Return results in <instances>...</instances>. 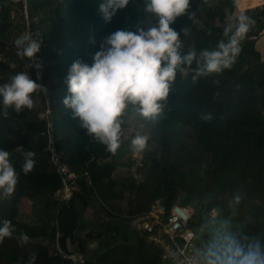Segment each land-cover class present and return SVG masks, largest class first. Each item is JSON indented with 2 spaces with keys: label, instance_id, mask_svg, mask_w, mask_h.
Here are the masks:
<instances>
[{
  "label": "trees",
  "instance_id": "1",
  "mask_svg": "<svg viewBox=\"0 0 264 264\" xmlns=\"http://www.w3.org/2000/svg\"><path fill=\"white\" fill-rule=\"evenodd\" d=\"M217 1V6H210L207 0L200 4L205 13L201 17L202 25L216 26L217 35L198 41L194 50L197 55L227 39L224 36L226 20L235 11L237 0ZM101 2L28 1L29 17L41 25V36L49 44L45 51L48 64L42 63V71L30 67L31 79L47 89V93L54 87L68 89L66 79L72 64L80 60L91 65L108 35L117 30L135 31L137 24L143 25L142 14L137 11L141 0L138 3L131 0L128 9L120 10L111 23H106L98 11ZM224 7H228L229 13ZM123 12L133 13V16L125 17ZM151 18L153 23L158 22L157 18ZM256 18L262 19V13ZM190 20L182 16L171 25L180 38L186 36L182 30H187ZM262 29L264 24L256 32L249 28L240 43L241 52L235 63L220 73L194 82L196 62L181 65L169 97L163 102L162 115L155 121L143 119L152 125L148 142L160 146L162 153L149 161L136 190L140 196L145 194L149 198L150 205L145 211L155 202L164 204L168 212L176 204L190 206L193 216L189 227L196 234L197 249L208 240L210 231L225 219L231 220L234 231L257 236L264 243V61L255 49ZM12 36L9 18L5 16L0 26V45L14 47ZM181 52L186 54L189 50L181 48ZM38 58L39 54L35 60L40 62ZM52 79L56 83L48 85ZM64 99L58 104L51 101L47 107L48 119L44 120H33L28 108L21 112L6 109L0 100V150L12 152L24 144L40 156L28 174L22 170V156L14 155L11 159L18 175L17 195L30 202V211L23 216L14 204L4 215L15 231L0 243V264H16L25 246L45 239L59 247L53 264H74L67 257V242L74 243L76 235L80 236L78 245L82 252L87 241L99 242L100 249L93 264H162V250L147 243L145 234L132 228L127 217H120L102 202L105 193L115 187L113 174L119 166L118 159L127 151L125 143L120 137L121 147L116 153L109 152L73 118ZM205 114H211L213 119L203 120ZM51 132L61 137L53 142L57 152L61 153L64 146L78 153L77 165L74 167L72 161L68 165L78 173L89 172L91 184L84 178L79 179L69 200L55 197L63 183L47 149ZM36 134L37 143L33 144L31 136ZM78 190L92 195L97 204L95 209L107 213V221L95 228L88 227L75 204V198L80 197ZM236 193H240L241 202L233 209L229 202ZM21 233L28 235L27 243L20 242ZM125 233L130 237L128 241L123 240Z\"/></svg>",
  "mask_w": 264,
  "mask_h": 264
},
{
  "label": "clouds",
  "instance_id": "2",
  "mask_svg": "<svg viewBox=\"0 0 264 264\" xmlns=\"http://www.w3.org/2000/svg\"><path fill=\"white\" fill-rule=\"evenodd\" d=\"M131 0H102L98 11L106 23L120 10L126 9ZM190 0H144L143 10L147 14L143 26L136 30H117L108 35L93 57L91 65L76 61L69 69L66 79L69 95L63 103L73 112V118L97 141L116 153L121 147L122 125L130 110L135 115L155 121L162 115L172 83L181 65L196 62L193 81L230 68L241 52L240 43L249 31L250 18L244 15L237 22L225 26L224 36L212 50L205 49L198 55L194 51L182 54L180 34L173 25L177 18L189 13ZM148 17L157 18L149 23ZM192 14L189 15V19ZM187 35V30L183 29ZM17 55L34 61L37 71L42 63L35 58L41 49V40L20 37L16 41ZM218 83V82H217ZM37 90L45 94L47 89L32 80L28 73L19 72L10 77V82L0 86V100L5 108L16 112L33 107V95ZM5 115L7 113L5 112ZM205 121L213 119L211 114L202 116ZM147 135H136L131 141L132 149L143 152L148 144ZM22 170L30 173L35 166V153L24 151ZM18 182V175L8 151L0 150V192L10 196ZM241 202L236 193L229 202L235 208ZM235 214V212H233ZM15 229L11 221L0 224V243L11 237ZM21 243L29 237L21 233ZM197 264H264V243L257 236L242 235L234 231L231 220L225 219L210 231L207 241L196 249ZM36 259L32 256L30 264Z\"/></svg>",
  "mask_w": 264,
  "mask_h": 264
},
{
  "label": "rangeland",
  "instance_id": "3",
  "mask_svg": "<svg viewBox=\"0 0 264 264\" xmlns=\"http://www.w3.org/2000/svg\"><path fill=\"white\" fill-rule=\"evenodd\" d=\"M135 1L136 3H138V0ZM207 1L209 2L208 4L210 6L218 5L217 0H207ZM238 1L237 3L240 4V0ZM201 2L202 0H190L189 13L183 16V17L186 16L189 17V15L192 14L190 25L187 28L188 34L185 37L181 38L182 48H186L189 51L195 50V45L198 41L217 35V32L215 30L216 26L202 25L201 17L204 16L205 13L202 12V9L200 8ZM241 5H242V0H241ZM0 7L5 8V0H0ZM143 7H144V0H141V3L138 4L137 11L142 14L143 17L142 19L144 23L147 14L144 12ZM3 8L2 10L5 11ZM13 9H16V12ZM13 9H12L13 10L12 13L14 14V17H12L11 15L9 16L10 13L7 12L6 18L7 19L9 18L10 31L14 32L11 38L14 47H12L11 44L0 45V51L2 52V53L0 52V85L1 86L5 83L10 82V77L19 72L28 73L31 78V74H32V71L30 69L31 66L27 67V65H24V63L28 62V58L17 55V46L15 41L18 38L23 36V37H30L33 39L41 40L43 44H41V49L40 52L38 53L39 54L38 59H40L41 63H43V61L48 59V56L44 53L43 49L45 48L47 50L49 48V44L46 38L41 36L42 30L39 29L42 28L41 25L36 24L37 21L35 19H33L34 22H32L28 14L27 16L24 17L23 20L20 19L19 10H18L19 6L17 2L15 8L13 7ZM224 9L227 13H229L228 7H224ZM123 13L126 15L125 17H127L128 14H131V17L133 16V13H127V12H123ZM258 13H261V7L254 8L252 10H246L244 12H240V11L238 12L236 6L235 11L232 13L230 18L226 20V22L228 24L232 22H237L239 20V17L241 15H244L250 18L251 23L249 24V28L254 30V32H256V30L260 27V25L264 24L263 17L262 19L256 18V15ZM4 17H0V26ZM20 22H22L21 28L19 27ZM148 22L153 23L151 17H148ZM45 28L46 27L43 26V29ZM261 33L263 34V31L259 33V36ZM242 42L243 39L241 40V43ZM50 83L55 84L56 82L55 81L49 82L48 85ZM67 90L68 89L65 90V88L63 87H54V89L50 91L49 98L46 97L48 96L47 92L45 94L42 91V95H41L40 92L41 90H37V92L32 97L33 107L31 109L26 108L28 113L31 114L32 119L33 120L48 119L49 116V112L47 111L48 105H50L51 101H53L54 104H58V101L62 100V98H64V95L67 94L68 92ZM124 119L125 122L122 125L121 139L125 143L127 151L126 153L122 154L117 161L119 166L113 174L115 187L113 188L112 191L108 190L105 193V197L103 198L102 202L104 203V205H106L108 208H110L120 217L128 218L129 215L144 212L150 205L149 198L145 194L140 196L136 189L139 183L143 179L142 171L147 167V164L151 159L156 157L158 158L161 156L162 149L157 144L153 142L152 143L148 142L147 147L143 152L134 151L132 149L131 141L138 134L148 136L152 125L147 124L145 120H143V118L135 115L134 110H130ZM17 127L20 126L18 125ZM37 137H38L37 134L35 136H31V140H30L31 143L36 144ZM60 138L61 137L56 136L52 132L49 135V141L52 142ZM21 146L23 147L24 151H29L28 149L30 146L23 144V145H19L17 148ZM17 148H15L12 152H9L11 154V159L14 157V155L23 157V153L18 152ZM66 149H67L66 147L62 146L61 148L62 155L63 152L66 153V151L68 150L71 153V156L68 158L69 159L68 162L72 161L73 166L75 167L77 165L79 158L78 153ZM39 157H40L39 155L38 156L35 155L36 162L37 159H39ZM132 185L134 186V188H132ZM79 193L81 198L77 196L75 198V204L80 209V212L84 217L83 219L89 224L88 227L90 226L95 228L98 227L102 222L107 221L108 214L103 211H97L95 209V206L97 204L94 203V201L96 200L93 199L92 195H87L84 191H79ZM112 193H115V195H113ZM55 197L59 198V196L57 195H55ZM14 204L20 208L21 215L25 216V214L28 213L27 211H28V206H30V203L27 199L21 200V198L17 195V185L10 196H5L2 192H0V224H2V222L5 220L4 215L9 211V209ZM89 212L90 214L85 216ZM37 229L38 228H36V231ZM83 236L85 237V234H83ZM77 249L79 252H82L80 247H77ZM58 251H59V247L57 243H51L49 239H45L43 240V242H41L40 240L39 242L38 241L31 242L29 246H25L20 251L21 259L16 264H30L33 255H35L36 259L32 261V264H53L54 261L53 259Z\"/></svg>",
  "mask_w": 264,
  "mask_h": 264
},
{
  "label": "built area",
  "instance_id": "4",
  "mask_svg": "<svg viewBox=\"0 0 264 264\" xmlns=\"http://www.w3.org/2000/svg\"><path fill=\"white\" fill-rule=\"evenodd\" d=\"M257 7H261L264 18V1L255 8ZM47 149L51 153L50 161L63 183V187L58 191L59 198L69 200L77 189V183L81 178L91 184L89 172L74 171L62 160L61 153L56 151L52 141H49ZM213 214L215 215V211ZM192 216L193 209L190 206L176 204L168 212L164 204L155 202L149 210L129 216L128 224L143 232L147 243L162 250V264H197L195 258L196 234L189 227ZM73 262L82 264V260L78 259H74Z\"/></svg>",
  "mask_w": 264,
  "mask_h": 264
},
{
  "label": "crops",
  "instance_id": "5",
  "mask_svg": "<svg viewBox=\"0 0 264 264\" xmlns=\"http://www.w3.org/2000/svg\"><path fill=\"white\" fill-rule=\"evenodd\" d=\"M237 1H236V6H237V9H238V12L239 11L240 12H244L246 10H252L256 6H259L264 0H242V5H241V0H240V4L237 3ZM16 2L18 4V6H19L18 10H19L20 19L23 20L24 17L27 16V14L29 15L28 7H27L28 0H5V8L0 7V17L6 16L7 12L10 13L9 16L11 15L12 17H14V14L12 13V11L14 10L16 12V9H13V7L15 8V6H16ZM2 8L5 11H3ZM19 27L20 28L22 27V22H20ZM262 31H263V34L261 33L260 36L255 41V49H256L257 52H259V54L261 56V60L264 61V29H262ZM15 32H16V30H15ZM11 33H14V32H11ZM43 51L45 53L46 49L44 48ZM48 61L49 60L47 59V60L43 61V63L48 64ZM24 65H27V67H30V65H34V61H32V62L28 61L27 63H24ZM37 78L40 79L39 74L37 75ZM53 81H55V79L50 80V82H53ZM38 85H40V84L38 83ZM40 92H42V91H40ZM47 95L48 96H46V97L49 98L50 94L47 93ZM68 95L69 94L67 93V94L64 95V97H67ZM47 111L49 112L50 110L47 109ZM60 152L62 154V151H60ZM64 153L65 152H63V155H62L63 160H64L65 163L68 164V160H69L68 158L71 156V153L68 150L66 151L65 154ZM56 195L60 197L58 192L56 193ZM29 211H30V206H28V211L27 212H29ZM89 214H90V212L88 214H86L85 216H87ZM122 236H123V240L124 241H128V239H130V237H128L129 235L126 234V233L123 234ZM79 238H80V236L76 235L74 237V241H75L74 243L67 242V251H68V254H69L67 257L71 258L72 261L74 259H78L79 261L82 260V264H93V260L96 257V253L100 249L99 242L95 241V240L87 241L84 251L83 252H79L78 249H77V247H79V245H78Z\"/></svg>",
  "mask_w": 264,
  "mask_h": 264
}]
</instances>
